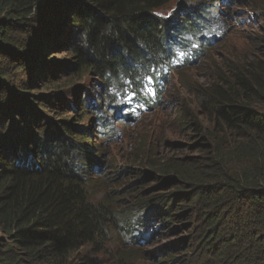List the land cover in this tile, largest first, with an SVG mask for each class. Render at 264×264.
<instances>
[{
  "label": "trees",
  "instance_id": "16d2710c",
  "mask_svg": "<svg viewBox=\"0 0 264 264\" xmlns=\"http://www.w3.org/2000/svg\"><path fill=\"white\" fill-rule=\"evenodd\" d=\"M194 1L0 0V108L19 114L24 131L22 140L8 135L11 126L18 127L16 119L3 125L0 118V264H129V255L110 253L112 232L134 220L147 234L152 219L172 222L182 211L178 202L192 200L204 223L194 236L202 250L193 264H264V37L259 56L226 59L208 87L195 89V108L182 111L180 119L197 140L199 156L168 157L151 165L166 177L160 186L179 188L134 202L140 219L117 211L119 203H110V193L91 200L92 171L102 176L105 171L90 156V126L69 125L64 118L41 126L34 113L18 111L25 100L14 101L22 90L14 79L23 71L32 78L37 71L31 58L44 51L68 50L74 60L68 67L98 81L102 99L110 104L104 110L115 106L125 86L134 93L146 75L164 74L178 54L191 56L183 54L188 43H203L199 52L205 59L211 40L202 37L220 22L213 16L224 15L216 11L222 0H203L200 6ZM225 1L231 11L232 0ZM45 30L41 47L36 44L32 51V40ZM66 69L63 64L49 74ZM45 71L38 70L37 78H47ZM85 96L90 99L89 91ZM78 108L79 120L90 114L86 106ZM178 252L170 263L192 264L189 253Z\"/></svg>",
  "mask_w": 264,
  "mask_h": 264
},
{
  "label": "rangeland",
  "instance_id": "374dc122",
  "mask_svg": "<svg viewBox=\"0 0 264 264\" xmlns=\"http://www.w3.org/2000/svg\"><path fill=\"white\" fill-rule=\"evenodd\" d=\"M201 2L203 0L194 1L193 5L200 6ZM226 3L222 0V3L216 6V11L220 10L224 14L213 16V20L221 19L217 22V33L202 37L205 41L213 39L208 52L204 54L206 58L191 59L185 64L176 63L159 86L153 88L146 85L143 90L148 98L147 110L143 111L140 102H137L130 93H119L118 106L120 104L124 114L130 115L132 119L123 118V113L117 110V103L104 110V107L110 104L102 99L98 81L89 75H82L71 70L68 66L74 63V60L69 58L68 50L63 48L44 51L42 55L38 53L31 58L34 71L47 69L44 72L47 78L38 79L37 72H33L31 78V74L29 75L27 71L15 77L16 80L14 79L13 83L22 84V90H16L20 93L14 95V101L23 99L27 102L18 107V111L22 114L34 113V117H38L41 126L55 124L59 118H64L69 125L91 127L90 156L93 160L102 163L98 170L105 171L103 176L98 174V171H92L93 177H96L89 183L92 201L99 202L106 193H110L112 196L110 203H119L117 211L127 210L133 213L134 218L140 219L134 202L140 198L147 199L161 194L170 195L178 190L177 186L173 189H169L171 186H160L161 180L166 177H159L160 175L152 169L151 165L168 157L190 159L199 156L194 149L197 140L194 139L192 131H187L186 127L182 128L180 113L183 111V114H188L191 108H195L194 102L197 100L194 94V91L197 92L195 89L208 87L213 82L216 71L221 69L226 59L235 58L239 62L241 59L248 60L255 55L259 56L258 46L263 45L260 41L264 37V0H232L231 11L225 6ZM59 18L61 14H58L55 20ZM51 27H54V24ZM46 33H49L48 30L37 34L33 39H36L34 43L32 40V51H37L36 44L41 47V37H44ZM63 64L67 66L65 72L49 74ZM30 82L32 84L29 86ZM160 88H163L161 95L155 98L154 92ZM86 91H89L90 99L86 98ZM63 103L66 106L59 107ZM80 104L86 106L87 112H90L81 120L76 116V110L79 109ZM98 104L101 110L96 112ZM13 105L16 106L15 103ZM74 108L77 109L74 110ZM113 109H116L115 112ZM0 110L9 114L0 115V118L4 119L3 125H6L10 117H14L19 127L11 126L12 130L8 135L18 136L17 138L22 140L24 131L19 124L22 118L17 113L15 116L11 112L8 113L6 107H1ZM104 113L107 114L106 117ZM102 122L111 125L110 130H103L105 124ZM115 174H119V177L117 180H112ZM139 178L141 181L137 182ZM99 179H103L102 183L98 182ZM119 190L120 193L113 194ZM122 190L133 191V193H121ZM140 191L142 194L137 196L139 194L136 195V193ZM178 203L182 211L173 213L174 220L159 222V219L151 218L152 223L147 226L152 231L147 234L144 232V227L136 221L132 220L131 224L130 221H123L122 229L127 232L120 228L112 232V234L116 233L109 247L112 256L129 255V264H172L171 257L180 256L177 254L181 249L183 253L190 254L193 264L202 250L194 236L198 235L203 228V218L201 214H198L199 206L196 200ZM163 251L168 254H163ZM150 253L156 255L152 257Z\"/></svg>",
  "mask_w": 264,
  "mask_h": 264
},
{
  "label": "clouds",
  "instance_id": "9594fccd",
  "mask_svg": "<svg viewBox=\"0 0 264 264\" xmlns=\"http://www.w3.org/2000/svg\"><path fill=\"white\" fill-rule=\"evenodd\" d=\"M214 30H213V32L212 33H217V31H216V26H214V28H213ZM207 35H209V34H206L205 36H207ZM203 39V38H202ZM203 41H205V40H203ZM213 41V39L211 40V42ZM210 42V43H211ZM197 45H198V47H197ZM202 46V47H201ZM209 47H210V45H209ZM200 48H205L204 46H203V43H196V42H190V43H188V46H184V48H183V54H185V55H191V56H189V57H185L184 55H182V54H178V56H177V58H176V60H175V62L172 64V65H168L167 67H165L164 69H165V73H166V75H165V77L162 79V80H164L166 77H167V75L171 72V70L174 68V65L176 64V63H182V64H185V63H189L190 62V60L191 59H195V60H197L198 58H200L202 55H203V53H200L199 52V50H200ZM198 53H200L199 55H198ZM200 60V59H199ZM156 74H158V75H161L160 73H156ZM155 74V75H156ZM154 75V76H155ZM161 80V81H162ZM128 89H131V87L130 86H125V88H124V91H122V92H126ZM163 90V88H160L158 91H157V95H156V98H158L159 97V95H161V91ZM132 91V90H131ZM119 95V94H118ZM117 98V97H116ZM149 106V105H148ZM121 108H117V110L120 112V113H123V118H129V119H132V117L130 116V115H125L124 114V111L123 110H120Z\"/></svg>",
  "mask_w": 264,
  "mask_h": 264
}]
</instances>
